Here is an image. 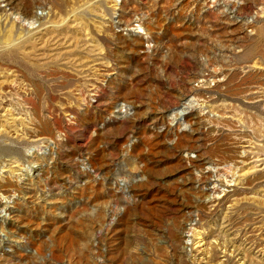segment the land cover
I'll list each match as a JSON object with an SVG mask.
<instances>
[{
  "label": "rangeland",
  "instance_id": "rangeland-1",
  "mask_svg": "<svg viewBox=\"0 0 264 264\" xmlns=\"http://www.w3.org/2000/svg\"><path fill=\"white\" fill-rule=\"evenodd\" d=\"M0 105V264H264V0H0Z\"/></svg>",
  "mask_w": 264,
  "mask_h": 264
},
{
  "label": "bare ground",
  "instance_id": "bare-ground-1",
  "mask_svg": "<svg viewBox=\"0 0 264 264\" xmlns=\"http://www.w3.org/2000/svg\"><path fill=\"white\" fill-rule=\"evenodd\" d=\"M5 3V2H4ZM8 4L9 3H7L6 5H5V7H7L8 6ZM4 11V10H3ZM33 17H35V16H33ZM19 18V17H18ZM22 21V20H21ZM20 21V22H21ZM28 23V22H27ZM30 25H31V22H30ZM254 53V52H253ZM3 102V101H2ZM2 105V104H1ZM0 105V122L2 123V124H0V133H2V132H8V133H12V135L14 136V137H16V136H19L18 134H17V132H19L20 130H19V126H21L22 127V125H24V118L23 117H20V116H18V114H15V113H12L11 111H10V109H9V112H8V108L7 109H5L3 106H1ZM23 118V119H22ZM244 136V135H243ZM36 138V137H35ZM240 156V155H239ZM238 160V159H237ZM240 160V159H239ZM9 165H11V164H9ZM232 181V179H230L228 182L230 183ZM237 181V180H236ZM227 182V183H228ZM226 183V182H225ZM227 183H226V185H227ZM237 183V182H236ZM235 183V184H236ZM239 184V183H238ZM237 184V185H238ZM224 185V184H223ZM215 200V199H214ZM189 232H190V238H192V239H195V238H197L198 239V241L197 242H195V248L193 249V251H194V253H195V256L194 257H196V256H200L201 257V255L204 253V258L202 257L201 259H193L194 260V264H207L208 262H209V258H208V254H207V250H206V243L204 242V239L202 238V237H199V235H200V233L198 234L197 233V231H195V229L193 230H191L190 231V229H189ZM224 248V251H221V253L223 254V255H221L220 257H218V258H220V259H222V258H225V257H227V255H228V253L226 252V246H224L223 247ZM230 250V249H229ZM231 252H233V251H230L229 253H231ZM258 252H260L259 254L261 255L262 254V256H264V244H260L259 246H258ZM205 255L207 256L206 258H205ZM229 255H231V254H229ZM237 255H241V254H236L235 256H237ZM208 258V259H207ZM205 260V261H204ZM238 260H242V261H244V255L241 257V258H238ZM222 262H224V260L222 261ZM222 262H219V264H222ZM240 264V263H239ZM246 264V263H245Z\"/></svg>",
  "mask_w": 264,
  "mask_h": 264
}]
</instances>
